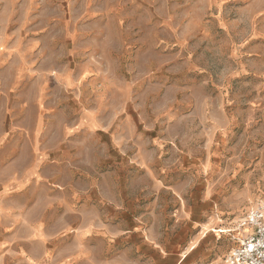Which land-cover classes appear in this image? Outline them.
I'll use <instances>...</instances> for the list:
<instances>
[{"label":"rangeland","instance_id":"rangeland-1","mask_svg":"<svg viewBox=\"0 0 264 264\" xmlns=\"http://www.w3.org/2000/svg\"><path fill=\"white\" fill-rule=\"evenodd\" d=\"M146 174L212 190L218 228L264 202V0H0V264H88L82 191Z\"/></svg>","mask_w":264,"mask_h":264},{"label":"crops","instance_id":"crops-1","mask_svg":"<svg viewBox=\"0 0 264 264\" xmlns=\"http://www.w3.org/2000/svg\"><path fill=\"white\" fill-rule=\"evenodd\" d=\"M102 178L96 191H82V224L71 235L90 240V245L83 244L80 250L88 264H219V259L210 258V242L220 240L222 234L229 237L236 233L238 239L247 234L246 230L235 231V225L218 228L211 217L203 220L202 215L215 208L205 201L212 190L201 201L194 199V191L186 199L184 192L192 180L180 184V174L171 180L166 174L144 175L146 184L135 186V199H128L126 191L110 194L105 176ZM20 186L17 183V188ZM76 198L72 191L61 198L42 194L36 206L41 213L49 214L60 204L65 212L72 213ZM38 222L43 220L38 218ZM95 252L111 256L99 258Z\"/></svg>","mask_w":264,"mask_h":264},{"label":"built area","instance_id":"built-area-1","mask_svg":"<svg viewBox=\"0 0 264 264\" xmlns=\"http://www.w3.org/2000/svg\"><path fill=\"white\" fill-rule=\"evenodd\" d=\"M247 231L237 239L236 247L230 249L223 264H264V202L252 204L235 224V231Z\"/></svg>","mask_w":264,"mask_h":264}]
</instances>
